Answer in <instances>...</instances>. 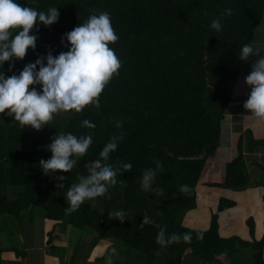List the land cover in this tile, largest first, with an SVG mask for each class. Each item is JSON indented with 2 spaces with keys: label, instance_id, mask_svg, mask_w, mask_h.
I'll list each match as a JSON object with an SVG mask.
<instances>
[{
  "label": "trees",
  "instance_id": "trees-1",
  "mask_svg": "<svg viewBox=\"0 0 264 264\" xmlns=\"http://www.w3.org/2000/svg\"><path fill=\"white\" fill-rule=\"evenodd\" d=\"M16 2L38 11L57 7L60 16L51 26L37 21L30 33L37 36L36 48H29L22 60L5 62L0 72L18 75L26 64L40 57H45L46 65L49 52L58 56L70 49L65 33L91 14L103 11L110 14L118 36L109 47L121 67L100 94L99 108L90 104L81 112H61L39 131L30 126L21 128L6 114L8 110L0 113V218L22 221L26 214L33 217L37 213L52 227L50 237L61 227H71L90 230L97 239H119L144 255L145 264H153L160 255L169 261L176 256L180 264L187 250L197 253L204 264H211L216 257L226 258L225 253L235 251L238 238L223 236L219 222L222 213L232 207L231 200L220 199L209 229H191L183 220L197 207V186L204 166L221 146L222 121L236 82L243 68L254 62V57L241 60L238 51L253 40L256 27L262 24L264 0ZM227 8L232 9L231 15H222ZM216 18L221 31L211 27ZM33 87L42 90L41 85H31L30 90ZM86 118L96 125L94 129L80 126ZM117 120L123 121L122 128L115 127ZM59 131L78 137L92 133L93 142L70 172L45 175L39 161L51 158L45 146ZM121 133L124 138L107 161L119 169L117 184L110 186L106 195L86 200L77 211L66 214L67 187L77 181L78 174L86 175L85 164L97 159L110 138ZM156 160L162 161L163 171L157 173L152 187L162 188L163 195L141 189L144 170L155 169ZM242 162L239 159L229 165L224 188L243 190L233 181L243 179L244 174L237 176ZM123 163H131L132 170L124 171ZM60 175L68 179L58 181ZM58 183L64 188H58ZM182 185L189 186L187 193L180 192ZM116 211L127 213L123 222L109 217ZM145 214L152 223L141 227ZM157 225L166 226L169 236L191 233V242L161 246L156 243Z\"/></svg>",
  "mask_w": 264,
  "mask_h": 264
},
{
  "label": "clouds",
  "instance_id": "clouds-1",
  "mask_svg": "<svg viewBox=\"0 0 264 264\" xmlns=\"http://www.w3.org/2000/svg\"><path fill=\"white\" fill-rule=\"evenodd\" d=\"M232 9L227 8L222 15H231ZM60 12L57 7H49L46 11H38L32 7L21 6L16 0H0V67L7 61L24 59L29 48H36L37 36L30 34L37 24L42 22L51 26L58 21ZM211 27L222 30L219 18L213 19ZM71 47L67 52L53 56L49 52L45 57L38 58L34 63H28L18 75L7 76L0 72V113H5L19 122L21 128L30 126L39 131L49 125L54 115L69 110L81 112L86 106L94 104L100 107L99 96L105 86L118 74L121 62L115 51L109 47L118 40L111 25L110 14L106 11L93 13L72 31L64 34ZM258 38L240 46L239 57L248 60L256 57L252 71L245 77V82L251 86L249 98L243 107L250 114L264 121V25L256 27ZM63 42V38H62ZM39 69L37 70V66ZM31 85H41L37 90ZM82 128L94 129L96 125L89 119L80 122ZM115 127L122 128L123 121L117 120ZM93 134L74 135L71 132L59 131L52 137V142L46 149L52 153L51 158L39 161V166L45 175L57 171L70 172L78 160L87 154L93 142ZM123 134L113 135L98 154V158L85 164L87 174H78L77 181L67 187L65 213L70 215L77 211L86 200L104 196L110 186L117 184L119 169L107 163L110 153L118 148L123 140ZM156 168L145 169L141 179V189L163 195L162 188L153 189L152 185L158 172L163 171V163L155 161ZM124 171H131V163L121 164ZM58 181L67 180V176H57ZM122 183V181H121ZM58 188H64L62 183ZM180 192L187 193L188 185L180 186ZM111 219L123 222L127 213L116 211L108 214ZM141 227L152 223L145 214ZM156 235V243L168 246L183 240L190 243L191 233L166 234V226L160 227ZM203 238L202 234L199 237ZM117 254L115 247L107 255L106 264H113L112 256Z\"/></svg>",
  "mask_w": 264,
  "mask_h": 264
},
{
  "label": "crops",
  "instance_id": "crops-1",
  "mask_svg": "<svg viewBox=\"0 0 264 264\" xmlns=\"http://www.w3.org/2000/svg\"><path fill=\"white\" fill-rule=\"evenodd\" d=\"M255 38H258L256 33ZM254 62L243 68L236 82L233 100L222 121L221 146L216 157L208 159L204 166L197 186V207L183 220V225L191 229H209L220 199L225 197L233 202L219 222L223 236L238 238L233 246L235 251L225 253L226 258L216 257L211 264H261L264 260V121L243 107L251 92L245 77L252 71ZM239 159L243 160L240 163L242 171L237 176L244 174L243 179L233 181L243 190L226 189L229 165ZM245 183L247 187L243 186ZM23 220L28 221L26 225L30 230L20 227V219L0 218V264H106L113 247L117 249V254L112 256L113 264H145L144 255L119 239H97L90 230L71 227H61L50 237L52 227L39 214L33 217L26 214ZM18 251L25 255L19 256ZM161 257L153 264H177L176 256L170 261ZM204 263L194 251L187 250L183 255L182 264Z\"/></svg>",
  "mask_w": 264,
  "mask_h": 264
},
{
  "label": "rangeland",
  "instance_id": "rangeland-1",
  "mask_svg": "<svg viewBox=\"0 0 264 264\" xmlns=\"http://www.w3.org/2000/svg\"><path fill=\"white\" fill-rule=\"evenodd\" d=\"M27 222H28V221H26V220L21 221L20 224H19L20 227H21V228H27V229L30 230V228H28L27 225H26ZM31 231H32V229H31ZM36 231H37V229H36ZM32 232H33V231H32ZM125 245H126V244H125ZM126 246H127V245H126ZM121 250H122V248L120 247L119 250H118L119 253L121 252ZM123 250H124V248H123ZM240 251H241V250H240ZM123 252H124V251H123ZM124 253H125V252H124ZM182 262H183V259L181 260V263H180V264H182ZM177 264H178V263H177Z\"/></svg>",
  "mask_w": 264,
  "mask_h": 264
},
{
  "label": "water",
  "instance_id": "water-1",
  "mask_svg": "<svg viewBox=\"0 0 264 264\" xmlns=\"http://www.w3.org/2000/svg\"><path fill=\"white\" fill-rule=\"evenodd\" d=\"M233 103H235V102H233Z\"/></svg>",
  "mask_w": 264,
  "mask_h": 264
}]
</instances>
